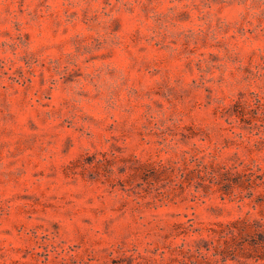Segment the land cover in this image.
Listing matches in <instances>:
<instances>
[{"label":"rangeland","instance_id":"obj_1","mask_svg":"<svg viewBox=\"0 0 264 264\" xmlns=\"http://www.w3.org/2000/svg\"><path fill=\"white\" fill-rule=\"evenodd\" d=\"M261 174L264 0H0V264H264Z\"/></svg>","mask_w":264,"mask_h":264},{"label":"trees","instance_id":"obj_2","mask_svg":"<svg viewBox=\"0 0 264 264\" xmlns=\"http://www.w3.org/2000/svg\"><path fill=\"white\" fill-rule=\"evenodd\" d=\"M213 170H215V167H213ZM258 170H261V169H258ZM255 171V170H254ZM253 171V169L250 168V172L249 174L250 175H253L255 174ZM256 172V171H255ZM229 174H233L232 172V169L231 168H226V167H223V172H221V175H229ZM238 174H240L238 172ZM247 175V174H245ZM261 179L264 180V174L262 175H258ZM260 201H263L264 202V196H260ZM242 222V221H240ZM237 223H239V221H236V222H233L232 224L234 225L235 228L231 229L230 232H231V240L233 242V244L235 245L234 246V249H243L244 247L242 246L243 243H245L246 241H248L251 245H255V244H262L264 246V228L263 230H251L249 229L247 226L248 224L243 222V225L239 223V225H237ZM259 235L260 238L259 240L261 241H258L257 239H255V235ZM250 237V239L248 240L247 237ZM242 247H241V246Z\"/></svg>","mask_w":264,"mask_h":264}]
</instances>
